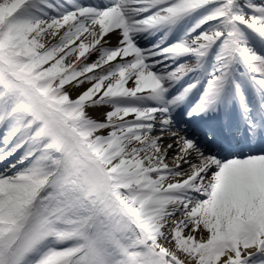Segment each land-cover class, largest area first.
<instances>
[{"label": "snow or ice", "instance_id": "1", "mask_svg": "<svg viewBox=\"0 0 264 264\" xmlns=\"http://www.w3.org/2000/svg\"><path fill=\"white\" fill-rule=\"evenodd\" d=\"M0 164V264H264V0H0Z\"/></svg>", "mask_w": 264, "mask_h": 264}, {"label": "bare ground", "instance_id": "2", "mask_svg": "<svg viewBox=\"0 0 264 264\" xmlns=\"http://www.w3.org/2000/svg\"><path fill=\"white\" fill-rule=\"evenodd\" d=\"M106 39H108L111 43L112 46L115 45L116 43V36L115 35H109L108 37H106ZM43 42L46 44V45H49L53 42H55L54 40H52V38L50 37V40L46 37ZM78 43V41H77ZM142 45H145L146 46V42L142 41L141 42ZM89 59H95V54H93V56H91ZM87 85H85L86 87ZM128 86H133L131 84H129ZM83 89L82 88H69V91H70V94L72 95L73 98H75V95L79 92V91H82ZM108 109L107 108H104V109H99V110H93V109H87L86 111L88 112V115L92 118H95V119H98V120H103V115L102 113L107 111ZM155 134V133H154ZM171 141H165V143H170ZM167 163H169V166H172V161H171V158L169 157V159L166 161ZM4 167V165L0 164V170H2ZM186 167V166H185ZM177 219H179V217H177ZM197 235L199 236V233H197ZM205 237L207 236V233L205 232L204 233ZM165 246H170L167 244V242H165Z\"/></svg>", "mask_w": 264, "mask_h": 264}, {"label": "rangeland", "instance_id": "3", "mask_svg": "<svg viewBox=\"0 0 264 264\" xmlns=\"http://www.w3.org/2000/svg\"><path fill=\"white\" fill-rule=\"evenodd\" d=\"M46 38V37H45ZM50 40V37H47Z\"/></svg>", "mask_w": 264, "mask_h": 264}]
</instances>
